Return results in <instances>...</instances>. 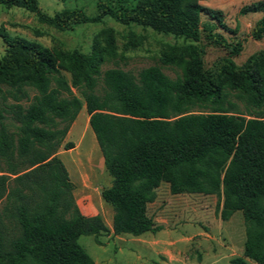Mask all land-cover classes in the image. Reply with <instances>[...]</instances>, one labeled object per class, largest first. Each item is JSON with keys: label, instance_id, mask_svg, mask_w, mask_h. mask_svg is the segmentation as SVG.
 I'll list each match as a JSON object with an SVG mask.
<instances>
[{"label": "trees", "instance_id": "trees-1", "mask_svg": "<svg viewBox=\"0 0 264 264\" xmlns=\"http://www.w3.org/2000/svg\"><path fill=\"white\" fill-rule=\"evenodd\" d=\"M0 5L32 12L60 31L111 18L184 40L160 52L162 63L181 69L170 78L156 65L136 74L119 67L101 71L105 59L117 55L111 27L98 32L88 52L52 49L0 29L5 43L0 57V264H95L78 237L93 235L100 244L98 236L109 228L99 214L80 211L57 155L62 145L74 147L71 141L62 144L82 107L73 89L83 99L112 178L101 197L113 210V234L159 231L147 205L167 183L171 194L221 196L222 220L241 211L243 252L230 263L264 264V50L236 64L232 57L241 43L216 31L220 26L233 32L221 10L200 0H100L93 15L80 7L48 14L38 0H0ZM249 12L262 13L250 32L260 40L264 0L240 8L242 14ZM125 38L124 51L140 43L133 30ZM202 40L225 48L227 55L206 67ZM231 96L244 102L245 115Z\"/></svg>", "mask_w": 264, "mask_h": 264}, {"label": "rangeland", "instance_id": "rangeland-1", "mask_svg": "<svg viewBox=\"0 0 264 264\" xmlns=\"http://www.w3.org/2000/svg\"><path fill=\"white\" fill-rule=\"evenodd\" d=\"M99 1L38 0V6L48 14L66 7H80L87 15H93ZM252 1L256 0H200L205 6L221 10L225 24L233 32L220 26H216V31L230 41L241 43V51L232 57L236 64H242L249 55L264 50V35L260 40H255L250 34L256 19L262 13H240V8ZM201 20L205 21L207 17L202 15ZM106 27L115 31L117 55L105 59L101 71L119 67L136 74L141 68L156 65L170 78L181 74L179 67L161 62L160 52L166 44L183 43L182 38L164 35L150 28L125 26L111 18H104L101 23L81 24L72 31H60L40 23L32 12L0 5V29L3 28L11 35L38 41L52 49L78 48L88 52L98 32ZM129 30H133L138 39L140 37V43L134 49L124 51L125 35ZM200 45L205 50L203 58L206 67L219 57L227 55L225 48L205 40ZM4 48L5 43L0 36V57ZM62 73L70 80L68 72ZM73 92L81 99L82 107L70 124L62 144L71 141L74 147L66 150L62 145L57 155L68 171L69 180L73 184V198L80 211L85 215L99 214L109 228L108 232L98 236L100 244L93 235L78 237V243L93 258L95 264H231L232 257L242 255L245 227L241 211H235L229 219L222 220L221 196L202 193L171 194L167 183L160 184L156 189L155 200L147 205L148 215L161 225L159 231L145 232L139 236L113 234V210L101 197V191L110 186L112 178L105 169L95 135L88 124L83 99L76 89ZM34 93L35 91L30 90V96ZM230 99L237 104L239 112L243 115L247 113L242 100L234 96ZM9 129L13 130L10 124ZM2 204L3 201L0 202V208ZM249 262L256 264L250 260Z\"/></svg>", "mask_w": 264, "mask_h": 264}, {"label": "crops", "instance_id": "crops-1", "mask_svg": "<svg viewBox=\"0 0 264 264\" xmlns=\"http://www.w3.org/2000/svg\"><path fill=\"white\" fill-rule=\"evenodd\" d=\"M260 17H261V15L259 16V18H260ZM257 19H258V18H257ZM257 19H256V20H257Z\"/></svg>", "mask_w": 264, "mask_h": 264}]
</instances>
